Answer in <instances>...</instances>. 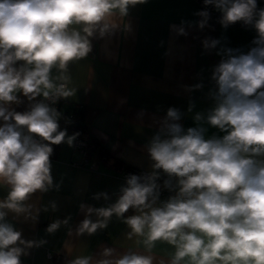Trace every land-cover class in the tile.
Returning <instances> with one entry per match:
<instances>
[{"label":"clouds","instance_id":"9594fccd","mask_svg":"<svg viewBox=\"0 0 264 264\" xmlns=\"http://www.w3.org/2000/svg\"><path fill=\"white\" fill-rule=\"evenodd\" d=\"M143 3L147 0H0V187L8 188L0 199V264H21L30 249L47 243L23 239L7 217L36 222L41 208L30 198L60 188L51 174V145L71 147L79 136L61 130L63 114L54 106L77 92L70 65L88 57L92 38L113 34L130 6ZM203 3L222 14L225 29L236 22L255 29L254 47L247 53L217 52L222 58L212 70L215 90L209 93L214 106L206 115L196 113V126L186 130L178 123L182 113L169 108L146 145L150 171L130 174L115 202L81 203L84 219L75 233L70 217L45 230L53 234L64 226L69 236H91L115 217L127 226V239L136 238V250L103 248L99 258L77 256L68 264H264V8L257 0ZM196 15L203 29L210 13ZM187 23L171 27L187 35ZM219 43L205 39L203 46L215 49ZM21 96L29 102L24 112L12 108L24 102ZM206 125L223 135L206 138ZM162 176L163 187L175 193L164 202ZM101 198L110 199L107 193L93 196ZM51 208L57 210L54 202ZM157 242L174 249L167 260L153 254Z\"/></svg>","mask_w":264,"mask_h":264},{"label":"crops","instance_id":"0c3cea01","mask_svg":"<svg viewBox=\"0 0 264 264\" xmlns=\"http://www.w3.org/2000/svg\"><path fill=\"white\" fill-rule=\"evenodd\" d=\"M257 5L264 8V0H257ZM200 11L203 10L193 0H147L130 6L119 29L104 38H92L93 50L88 57L70 65L77 92L63 99L58 109L63 114L60 128L65 127L69 107L82 106L86 133L97 147L85 164L74 145L59 144L50 158L53 182L60 185L59 190L37 192L28 201L41 208L37 221L14 218L9 213L7 220L22 232L23 239L47 241L22 256L21 264H68L77 256L88 255L99 258L103 248H115L120 253L136 250V238L127 239V226L115 217L106 229L91 236H69L64 226L53 234L45 230L53 221L70 217L69 227L75 233L84 219L81 203L107 206L115 202L120 188L126 185L121 179L126 168L150 171L146 145L159 130L169 108L182 113L178 123L186 130L196 126V113L206 115L214 106L209 93L215 90L212 70L222 58L217 52L232 48L247 53L254 47L252 41L257 33L242 22L225 29L219 23L222 14L217 10L200 29L197 22L202 18L196 15ZM181 21L188 22L184 25L187 35H178L171 27L180 26ZM205 39L220 43L215 49H205ZM198 83L203 87L194 89L192 86ZM21 99L24 102L12 108L24 112L29 102L23 96ZM190 104L194 105L192 111L188 110ZM206 127V138L223 135L218 129ZM7 191V187H0V199L6 197ZM97 193H107L110 199H93ZM53 202L55 211L51 208ZM45 206L48 211L42 210ZM131 214L132 210L126 213ZM172 252L171 246L160 242L153 249L158 260H167ZM47 253L52 255L51 260Z\"/></svg>","mask_w":264,"mask_h":264},{"label":"built area","instance_id":"2783aa9c","mask_svg":"<svg viewBox=\"0 0 264 264\" xmlns=\"http://www.w3.org/2000/svg\"><path fill=\"white\" fill-rule=\"evenodd\" d=\"M202 10H207L211 15L215 14L216 9L212 6H206L203 3V0H193ZM63 103V99H60L54 106L57 108V110L59 109L60 105ZM74 109L76 110H82V106L80 105H74L72 106ZM72 120H75V116L74 118H71ZM74 147L78 150H80L81 155H82V160L83 163L86 164V162L89 160L90 158V154L91 151L93 149H95L94 143L86 136H82L79 135L76 140L73 143ZM145 172H139V173H131L128 171H123L121 174V179L122 181H124V183L126 184V178L130 175V174H135V175H141ZM165 177H161V180L158 181V183L161 184V190H160V202H164L166 201L170 196L174 195V192H170L169 190L165 189L163 187V179ZM47 259L51 260L52 259V255L50 253H47Z\"/></svg>","mask_w":264,"mask_h":264},{"label":"trees","instance_id":"16d2710c","mask_svg":"<svg viewBox=\"0 0 264 264\" xmlns=\"http://www.w3.org/2000/svg\"><path fill=\"white\" fill-rule=\"evenodd\" d=\"M67 114V119L70 121L69 123L64 122V126L61 130L66 129L68 133H79V135L88 137V134L86 133L85 125L82 122V110H76L73 107H69ZM75 120H72L71 118H74ZM91 140V139H90ZM94 143L95 148L97 147V144L95 141L91 140ZM53 147V154L56 152L58 145H51ZM51 156V157H52ZM50 157V158H51ZM125 171L131 172V173H139L138 171L131 170L129 168H126Z\"/></svg>","mask_w":264,"mask_h":264}]
</instances>
